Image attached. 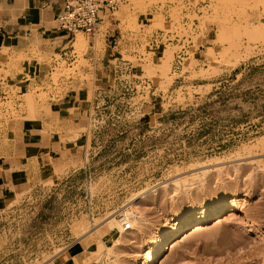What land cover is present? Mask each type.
Returning a JSON list of instances; mask_svg holds the SVG:
<instances>
[{
  "label": "rangeland",
  "instance_id": "374dc122",
  "mask_svg": "<svg viewBox=\"0 0 264 264\" xmlns=\"http://www.w3.org/2000/svg\"><path fill=\"white\" fill-rule=\"evenodd\" d=\"M194 6L201 13L187 14L198 21L193 41L212 24L214 49L190 55L175 72L176 47L154 53L145 36L168 28L189 31L181 22L184 0H126L94 38L76 34L85 46L77 48L75 36V61L55 55L49 72L48 61L39 66L43 83L27 90L32 109L9 87L12 94L0 104V148L19 142L12 123L22 115L50 116L49 93L59 94L62 83L92 85L90 53H103L107 29L134 35L127 36L123 61L111 63L134 66L118 73L114 101L69 127L73 137L88 133L87 146L53 163L57 170L50 175L21 185L0 208V264H105L106 249L122 230L114 220L137 195L145 196L138 200L145 223L125 236L119 264H141L148 243L176 226L172 218L208 215L221 199L224 211L233 205L243 210L171 239L155 264H264V0H194ZM137 13L146 14L150 25L137 24ZM23 58L0 62V76H10ZM131 73L141 85L129 82ZM91 129L100 130L93 144ZM80 226L87 232L77 238Z\"/></svg>",
  "mask_w": 264,
  "mask_h": 264
},
{
  "label": "crops",
  "instance_id": "0c3cea01",
  "mask_svg": "<svg viewBox=\"0 0 264 264\" xmlns=\"http://www.w3.org/2000/svg\"><path fill=\"white\" fill-rule=\"evenodd\" d=\"M61 2L62 0H0V62H6L11 55H24L10 76L4 78L1 75L0 78L18 96H23L30 86H41L43 81L36 76L38 68L48 61L49 72L55 55L65 61H75L76 57L70 58L73 40L70 41L68 35L56 26V15ZM165 16L167 19L168 13ZM167 21L170 22L168 19ZM136 22L139 25H150L146 14L142 13L136 14ZM102 23L104 20L100 25ZM207 29L196 43L199 46L196 55L199 57H204L208 49H214V26L209 24ZM128 35L115 27L106 30L103 53L98 56L90 53L93 76L91 86L84 81L80 83L67 80L61 84L62 91L59 94L49 93L50 116L32 120L25 119V115H22L23 120L12 123L19 142L16 146L11 143L0 148V208L12 201L21 185L50 175L53 163L68 152L87 146L88 133L80 132L73 137L69 127L81 125L83 117L90 116L91 112L101 114L114 101L116 78L122 71V64L134 69L130 62H118V68L116 63L111 64L122 57L123 48L130 44L127 41ZM38 56L43 60L40 61ZM131 76V84L141 85V81L134 78L136 74L131 73ZM99 131L90 130V144L95 142Z\"/></svg>",
  "mask_w": 264,
  "mask_h": 264
},
{
  "label": "built area",
  "instance_id": "2783aa9c",
  "mask_svg": "<svg viewBox=\"0 0 264 264\" xmlns=\"http://www.w3.org/2000/svg\"><path fill=\"white\" fill-rule=\"evenodd\" d=\"M125 1L126 0H62L59 12L56 15L57 29L65 32L70 41L75 38L77 33H81L87 38H94L104 18L109 14H113V12ZM200 13L201 12L197 11V7L194 6V0H185L184 9L182 11V14L185 16L182 18L181 22L184 29L188 26L190 27L189 31H178L173 28H168L165 30H157L145 36L149 48L155 51L154 53H161L158 49H164L167 45L176 47L173 59L174 72L180 69L184 61L187 60L190 55L196 54L199 49V46L193 41V36L200 33L197 28L198 21L196 18H188L187 14L199 15ZM167 19L171 21L169 16ZM129 35L130 39L134 36L132 33ZM133 43L135 47L136 45L140 47L137 42ZM71 54L72 56L70 58L74 59L76 54L72 46ZM134 54L142 57L136 50ZM119 61H123L121 56ZM123 63L129 62L124 61ZM125 65L128 66L127 64H122V66H120L122 69H129V71L132 69L125 67ZM11 94L9 87L4 84V80L0 78V104L7 101ZM1 111L5 112V108L0 107V112ZM121 225L123 231L131 229V224L128 221H122Z\"/></svg>",
  "mask_w": 264,
  "mask_h": 264
},
{
  "label": "bare ground",
  "instance_id": "6f19581e",
  "mask_svg": "<svg viewBox=\"0 0 264 264\" xmlns=\"http://www.w3.org/2000/svg\"><path fill=\"white\" fill-rule=\"evenodd\" d=\"M78 34H80V33H78ZM76 36H77V39L75 38L76 40L75 39L74 40L77 42V44H75V46L78 45L80 48L84 47L85 46V42H84L82 36L81 35H76ZM168 62H169V55H167L166 59L162 60L161 69H165L167 67V65H168ZM29 93L26 92V93L23 94V96H24V98L26 96L27 99L26 98L25 99L27 101L26 100L25 101L28 102V104L30 105L29 107H31V109H32L33 108L32 100H31L32 96H30ZM54 168H55V170H54ZM52 169H53V171H56L57 167L53 165ZM203 173L205 174V171ZM175 174L177 176L178 174H181V173L177 172ZM144 197L145 196L139 197V195H137L136 197H133L129 201L128 207L126 209L123 208L124 212L122 211L123 213H120V215H119L120 219H116V221L113 219L115 227L120 226L119 222H122V221L125 220V221H128L131 224V231H134L137 228L138 225L141 226V225H143L142 223H145V222H143L144 221L143 220V213H141L139 211L140 208L138 207V205H139V201L138 200L142 199V201H143ZM234 199H236V198H234ZM224 200L225 199H221L217 204L212 205L210 207V209H209L210 213L208 215H205V216L202 215L200 217V216H197L195 214H191L190 213L187 217H184L183 219L180 218L179 216H175L174 218H172L171 220L174 222V224L176 226L174 228H172V229H166V230L161 231L155 238L152 239V241H150L148 243L149 251L146 254V256L143 257V259L141 261V264H155L156 260L158 258L162 257L163 254L165 253V251L167 249V245L169 244L171 239L177 238V237H181V236L187 234L193 228L200 229L206 223L213 222V221H216V223L217 222H221L222 218L233 216L234 214H236V213H238V212L243 210V207L241 205H233L232 207H230L228 209V211L227 210L224 211V208H222V203L224 202ZM201 213H203V211H201L199 213H196V214H201ZM181 220H182V223H180ZM107 226L108 227H106L104 231H109L111 229L112 224H108ZM80 227L79 228L77 227L75 229V234H76L77 238H80L81 236H83L87 232L84 226L81 227V228ZM120 230H121V227L119 228V231ZM128 231H123V229H122L119 232L118 236L113 241V245L111 247H107L106 250H107V254L109 256L107 255L108 258H107V262L105 264H119L118 263V253H117V251L120 248H122L123 246L128 245V244H126L127 240L125 238V236H127V234L131 232L130 230H128ZM254 231L255 230H253V229H251L249 227L248 232H254ZM93 232H94V230H93ZM79 247L80 246H78V248ZM57 254H58V252H57ZM91 264H99V263L93 261Z\"/></svg>",
  "mask_w": 264,
  "mask_h": 264
}]
</instances>
